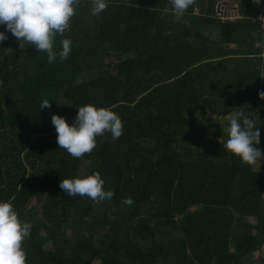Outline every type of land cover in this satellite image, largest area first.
Masks as SVG:
<instances>
[{
  "label": "trees",
  "instance_id": "obj_1",
  "mask_svg": "<svg viewBox=\"0 0 264 264\" xmlns=\"http://www.w3.org/2000/svg\"><path fill=\"white\" fill-rule=\"evenodd\" d=\"M204 1L179 23L165 11L168 0H110L99 16L80 0L64 34L72 51L51 64L6 32L0 200L14 198L19 217L33 225L26 264L256 263L264 158L242 163L218 133L201 136L211 130L206 118L246 109L260 125L264 152V31L248 3L240 4L241 18L221 21ZM45 98L51 108L39 109ZM85 104L111 108L124 130L115 141L97 136L92 152L77 159L59 148L51 115L71 124ZM96 171L114 192L111 201L96 204L59 187ZM128 197L131 205L123 203Z\"/></svg>",
  "mask_w": 264,
  "mask_h": 264
},
{
  "label": "clouds",
  "instance_id": "obj_2",
  "mask_svg": "<svg viewBox=\"0 0 264 264\" xmlns=\"http://www.w3.org/2000/svg\"><path fill=\"white\" fill-rule=\"evenodd\" d=\"M90 2L91 14L99 16L110 0ZM194 3L195 0H168L170 7L165 11L171 13L174 22L186 23L185 13ZM232 3L227 4L231 6ZM247 3L252 7V0H247ZM253 3L259 5L261 0H253ZM79 4L80 0H0V25L4 27L0 31V42L8 38L6 32L11 33L19 49L32 45L36 52L46 53L50 64L57 60L65 61L72 51V40L64 37V34L70 30L71 19ZM236 12L238 15L239 9ZM58 36L62 37L59 48L56 47ZM258 95L264 98V91ZM51 105L52 102L45 98L40 101L39 109L51 108ZM76 109L77 114L71 124L63 116L51 115L59 148L73 158L91 153L96 147L97 136L103 137L109 133L113 141L122 136L123 122L111 108L85 104ZM256 119L245 109L231 113L221 126L224 150L238 157L242 163H260L264 158L260 147V125H257ZM104 184L101 174L96 171L63 178L59 187L67 196L87 197L91 202L100 204L111 201L114 196L113 191L105 190ZM13 199L0 200V264H26L27 254L23 243L30 237L33 225L19 217L11 202ZM123 203L131 205L133 200L128 197Z\"/></svg>",
  "mask_w": 264,
  "mask_h": 264
},
{
  "label": "built area",
  "instance_id": "obj_3",
  "mask_svg": "<svg viewBox=\"0 0 264 264\" xmlns=\"http://www.w3.org/2000/svg\"><path fill=\"white\" fill-rule=\"evenodd\" d=\"M252 7L256 10V13L252 18L260 23V28L264 31V0H261L259 5L254 4L252 0ZM234 9H236V11L239 9L238 0L233 2L231 6L222 0L216 8L215 16L221 21L237 19V17L240 18L239 14L237 17L234 16Z\"/></svg>",
  "mask_w": 264,
  "mask_h": 264
},
{
  "label": "rangeland",
  "instance_id": "obj_4",
  "mask_svg": "<svg viewBox=\"0 0 264 264\" xmlns=\"http://www.w3.org/2000/svg\"><path fill=\"white\" fill-rule=\"evenodd\" d=\"M215 1L216 0H213V2H215ZM203 5L208 7L210 5V2L204 1ZM215 10L216 9H214V14H215ZM197 12H195V13H197ZM210 37H214L215 38V32H212L210 34ZM263 43H264V36H263ZM107 59L109 60V59H112V58H107ZM105 62L107 63L108 61L106 60ZM112 70H115V69H112ZM206 120H207V122L205 123V126L207 128H210L211 130H208L205 133H202L203 135L200 134V135H202L201 136L202 140L208 139V137H210L213 132H216V133H218L220 135L219 143H220L221 146H223L222 143H223V140H224V136H223L222 131H221V126H223L226 118L214 117L212 119L211 118H206ZM261 257H264V245L261 247L260 250L255 251L254 254H253V258H255L254 260L256 262L255 264H259L258 258L260 259Z\"/></svg>",
  "mask_w": 264,
  "mask_h": 264
},
{
  "label": "crops",
  "instance_id": "obj_5",
  "mask_svg": "<svg viewBox=\"0 0 264 264\" xmlns=\"http://www.w3.org/2000/svg\"><path fill=\"white\" fill-rule=\"evenodd\" d=\"M208 2H210L211 1V3L213 4L212 5V7H213V9H216V7H217V4L218 3H220L222 0H216L215 2H213V0H207ZM226 3H232L233 2V0H224ZM241 3H244V4H246L247 3V0H238V5H239V12H240V4ZM202 5H203V3H202ZM203 7L204 8H207L205 5H203ZM210 7V6H209ZM208 7V8H209ZM241 13V12H240ZM210 34H211V32H209L207 35L208 36H210ZM230 48H234V46L232 45Z\"/></svg>",
  "mask_w": 264,
  "mask_h": 264
},
{
  "label": "water",
  "instance_id": "obj_6",
  "mask_svg": "<svg viewBox=\"0 0 264 264\" xmlns=\"http://www.w3.org/2000/svg\"><path fill=\"white\" fill-rule=\"evenodd\" d=\"M235 13H234V16H237V12H236V9H234Z\"/></svg>",
  "mask_w": 264,
  "mask_h": 264
}]
</instances>
